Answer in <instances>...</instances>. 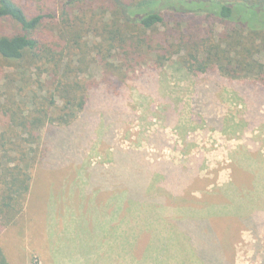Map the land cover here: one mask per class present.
<instances>
[{"label":"rangeland","instance_id":"374dc122","mask_svg":"<svg viewBox=\"0 0 264 264\" xmlns=\"http://www.w3.org/2000/svg\"><path fill=\"white\" fill-rule=\"evenodd\" d=\"M15 1L30 16L58 9L56 0ZM239 16L264 25V15ZM16 29L2 22L0 36ZM174 63L156 74L158 90L146 70L119 98L92 92L75 137L42 132L23 215L0 235L9 264H264V103L236 83L179 74ZM22 85L0 58L1 104L15 97L31 110ZM156 91L176 109L169 123ZM1 113L0 138L12 126ZM167 163L200 165L201 193L188 197L191 173L165 175ZM100 176L113 189L92 188ZM131 193L137 200L125 201ZM75 237L92 239L83 247Z\"/></svg>","mask_w":264,"mask_h":264},{"label":"trees","instance_id":"16d2710c","mask_svg":"<svg viewBox=\"0 0 264 264\" xmlns=\"http://www.w3.org/2000/svg\"><path fill=\"white\" fill-rule=\"evenodd\" d=\"M56 3L57 10L30 16L15 0H0V23L17 28L12 35L0 36V58L22 82L18 90L22 99L31 94L32 103L29 110L23 100L9 97L2 105L0 99L1 114L10 116L12 124L0 138V235L23 215L42 132L54 130L56 138L67 128L68 138L75 137L72 129L86 111L92 92L105 88L106 95L119 98L136 74L146 70L152 72V86L158 90L156 74L175 62L179 74L236 83L264 103V25H247L239 16H263L264 0ZM93 68L99 70V79L92 74ZM202 94L207 97L209 92ZM169 97L156 91L155 98L161 102ZM165 105L169 108L163 115L169 123L175 108ZM100 178L92 188L113 189L107 186L113 182L105 184L106 178ZM117 199L112 209L120 203ZM123 199H134V195L125 194ZM127 208L119 212L125 214ZM102 219L96 224L99 227ZM62 237L64 231L60 241ZM87 239L80 240L83 247L92 238ZM77 240L69 239L75 245ZM0 264H9L1 247Z\"/></svg>","mask_w":264,"mask_h":264},{"label":"crops","instance_id":"0c3cea01","mask_svg":"<svg viewBox=\"0 0 264 264\" xmlns=\"http://www.w3.org/2000/svg\"><path fill=\"white\" fill-rule=\"evenodd\" d=\"M171 168L176 169L177 174L179 172H186V173L190 172L191 173L188 181H193V185L188 187V189L185 190L188 197H193V196L195 197L199 193H201V188H199L200 186L198 187V185H197L201 181V169L202 168H200V165L196 166L193 164H183V163H181L180 165H174V164L167 163L165 165V173H166L165 175H169V170ZM58 234H59V232H58ZM58 234L55 232V258L60 257L58 255L56 256V253L58 252V250H56V249L59 248L61 251V248L63 247L61 245L60 236H59V241L56 243V237ZM73 237H74V235H73ZM73 239L77 240L78 238L76 239V237H75ZM57 244H58V246H57Z\"/></svg>","mask_w":264,"mask_h":264}]
</instances>
